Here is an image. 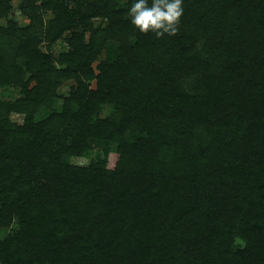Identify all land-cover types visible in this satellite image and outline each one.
<instances>
[{
  "label": "trees",
  "instance_id": "trees-1",
  "mask_svg": "<svg viewBox=\"0 0 264 264\" xmlns=\"http://www.w3.org/2000/svg\"><path fill=\"white\" fill-rule=\"evenodd\" d=\"M131 3L0 0V264H264V0Z\"/></svg>",
  "mask_w": 264,
  "mask_h": 264
},
{
  "label": "clouds",
  "instance_id": "clouds-1",
  "mask_svg": "<svg viewBox=\"0 0 264 264\" xmlns=\"http://www.w3.org/2000/svg\"><path fill=\"white\" fill-rule=\"evenodd\" d=\"M183 12V0H132L128 17L140 33L161 38L177 34Z\"/></svg>",
  "mask_w": 264,
  "mask_h": 264
},
{
  "label": "rangeland",
  "instance_id": "rangeland-1",
  "mask_svg": "<svg viewBox=\"0 0 264 264\" xmlns=\"http://www.w3.org/2000/svg\"><path fill=\"white\" fill-rule=\"evenodd\" d=\"M19 2L20 0H11V5H12V9H11V14L10 17H13L20 26H24L27 25L29 23V18L20 13V11L18 10V6H19ZM99 22H101V20L99 19H95V23L98 24ZM5 20L4 19H0V24H4ZM64 49H66V44L64 42V40H60L58 41L54 47H53V53L57 54L61 51H63ZM93 65H96V62H94ZM64 82H66V85L64 86ZM63 82V86L61 85L60 88L58 89V91L60 92L61 89H63L62 91H67L70 87V85H73V81L72 80H68V81H64ZM94 82L95 80H92L91 82V86L94 87ZM7 99V98H6ZM112 111V107L109 105H106L102 108V110H100V116H107L110 114V112ZM11 117L17 121V123H21L22 122V116L21 115H16L14 113L11 114ZM100 157L102 156V152L100 150H98L97 148L91 149L89 151L88 154H86L85 156H72L70 158V162L73 165H87L89 163V161L91 159H95L96 157Z\"/></svg>",
  "mask_w": 264,
  "mask_h": 264
}]
</instances>
